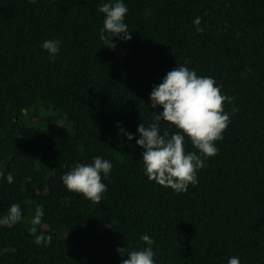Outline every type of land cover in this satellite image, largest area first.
Instances as JSON below:
<instances>
[{
	"label": "trees",
	"instance_id": "16d2710c",
	"mask_svg": "<svg viewBox=\"0 0 264 264\" xmlns=\"http://www.w3.org/2000/svg\"><path fill=\"white\" fill-rule=\"evenodd\" d=\"M103 2L0 0V172L13 175L0 177V214L15 202L23 217L0 226V264H120L144 233L158 264H264V0H124L132 38L112 37L115 49L99 38ZM186 61L233 99L217 154L177 193L148 179L120 128L152 122L153 86ZM96 155L113 164L100 202L61 180ZM37 205L47 246L29 232Z\"/></svg>",
	"mask_w": 264,
	"mask_h": 264
},
{
	"label": "clouds",
	"instance_id": "9594fccd",
	"mask_svg": "<svg viewBox=\"0 0 264 264\" xmlns=\"http://www.w3.org/2000/svg\"><path fill=\"white\" fill-rule=\"evenodd\" d=\"M104 14L103 27L99 30V38L105 41V46L115 49L116 43L112 37L120 40H130L131 31L125 22L128 7L124 0H107L98 6ZM201 18L195 17L193 23L196 31ZM111 37V39H109ZM58 38L45 39L41 47L50 56H55L62 44ZM150 107L160 111L152 112V122L137 125L136 134L120 128L128 141L135 136L136 145L142 148L143 168L149 180H154L161 186L170 187L175 192L187 191L189 185L198 183L197 173L207 166L209 157L215 156L218 147L215 141L223 138V131L230 123V113L224 110V102H231L233 97L221 92L215 78L210 75H197L194 68L188 67V62L178 63L168 71L159 84L153 86L150 94ZM162 121L169 122V127L175 126L178 131L169 133L162 130ZM186 138L190 139L196 150H186ZM113 164L111 160L96 155L91 163H75L71 170L63 173V185L73 192L82 194L94 202H100L102 193L107 190L103 182L107 179ZM0 177L13 182V175L0 172ZM43 206L37 205L30 220L29 232L35 234V242L49 245L53 237L50 233H38L37 226L42 224ZM22 209L19 203H12L6 213L0 214V226H8L22 220ZM140 239L145 245L140 248H122L127 258L120 264H158L154 258L153 238L147 233ZM227 264H241L238 255L230 256Z\"/></svg>",
	"mask_w": 264,
	"mask_h": 264
}]
</instances>
